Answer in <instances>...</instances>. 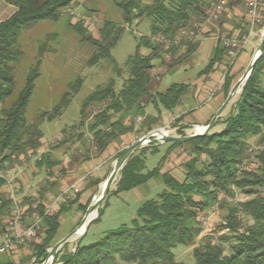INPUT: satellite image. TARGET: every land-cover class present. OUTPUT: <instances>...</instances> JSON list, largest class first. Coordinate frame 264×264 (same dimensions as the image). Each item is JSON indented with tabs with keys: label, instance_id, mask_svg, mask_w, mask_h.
<instances>
[{
	"label": "trees",
	"instance_id": "16d2710c",
	"mask_svg": "<svg viewBox=\"0 0 264 264\" xmlns=\"http://www.w3.org/2000/svg\"><path fill=\"white\" fill-rule=\"evenodd\" d=\"M210 1L123 0L117 3L125 25L143 18L151 20L149 35L138 39L134 53L124 62L128 77L118 91L115 89V79L121 77L122 70L111 56V51L123 35L122 24L104 21L98 31V39L87 35L80 23L73 25L81 41L95 48L90 64L100 60L109 61L115 78H110L89 93L81 103L78 122L62 129L60 138L36 157L43 134L37 125L27 122L26 110L34 83L39 77L45 43L40 45L38 58L28 70L23 87L14 94V65L22 58L19 38L40 22H58L75 0H3L15 11L0 22V174L3 175L5 164L13 165L21 158L35 157L33 165L36 174L43 173L45 180L37 197L18 198L14 190L17 204L23 211V225L30 224L35 215L42 217V222L37 238L31 243L14 244L11 249L1 252L0 264H42L48 249L54 244L59 217L75 202L62 196L53 213L44 215L47 207L45 193L53 192L55 199L62 193L58 191L57 183L52 182V170L61 166L63 161L53 158L52 153L60 151L64 156H70L74 166L88 161L101 155L121 136L134 132L147 135L161 128V110H174L189 93L191 80L172 82L167 87L162 84L156 87L154 83L155 80L160 82L163 74L187 66L188 62L194 60L193 55L200 46L199 38L203 36L202 25L206 23L205 9ZM239 1L245 4V0ZM231 3L232 0L220 18ZM195 24L197 29L193 28ZM263 25L264 9L258 29L262 30ZM182 29L193 30L192 38L180 37ZM215 31L213 29L209 33ZM208 34L205 33L206 37ZM162 36L167 41L178 38V46L170 45L165 49L163 44L154 42ZM142 47L149 51L148 55L140 53ZM223 58L227 59L226 51L216 40L206 66L197 73L196 78L208 75ZM154 61H158V64L153 65ZM227 62L231 68L233 64ZM233 82L234 77L227 72L222 85L224 99ZM80 86L81 82L77 79L70 85V91L64 93L49 112L39 116L40 120H57L68 108ZM148 105L155 110V116L146 114ZM138 120L141 123H137ZM181 120L182 117L174 119L171 126L175 127ZM218 125L223 126L220 132H208L183 144L168 143L167 153L177 147L188 151L182 181L168 173H161L164 156L156 167L146 170V155L156 153V143H150L132 154L122 168L112 194L128 192L153 179L159 180L164 187L162 191L154 199L143 201L129 224L105 232L89 245H83L82 238L73 251H68V245L62 247L54 264H183L176 262L172 253L178 245L193 247L195 264H264V197L259 192L264 188V51L240 94L230 104L228 113L220 117L213 128ZM177 136L185 135L178 130ZM252 139L257 140L258 150L251 149ZM87 142L89 149L85 148ZM250 156L256 159V169H241ZM64 172V169L61 170V173ZM3 180L0 178V189L6 186ZM97 184L98 181H92L87 188ZM234 190L249 199L236 205H222L218 196L222 194L233 198ZM78 195L72 194L75 197ZM12 205L7 192L6 196H0L1 234L11 217ZM213 205L226 207L224 224L219 225L218 230L227 232L217 237L204 236L195 247L202 232L197 221L198 214ZM78 208L85 212L87 205H79ZM102 210L103 207L98 209L97 218L89 226L100 219ZM22 249H26L27 253L19 254L13 260L14 251Z\"/></svg>",
	"mask_w": 264,
	"mask_h": 264
},
{
	"label": "rangeland",
	"instance_id": "374dc122",
	"mask_svg": "<svg viewBox=\"0 0 264 264\" xmlns=\"http://www.w3.org/2000/svg\"><path fill=\"white\" fill-rule=\"evenodd\" d=\"M121 1L123 0H75L71 8L62 14L58 22H40L32 29L21 34L19 38V45L22 51V58L17 64L14 65V94L20 91V89L23 87L28 70L33 67L35 61L38 58L40 49L39 47L41 44L45 43L42 54V62L39 68V77L34 83V90L26 110L27 122L29 124L37 125L43 134L41 147L38 150L40 152H38L36 157L39 156V153L50 147L56 139L60 138V131L62 129L78 122V114L84 98L97 87L104 85L110 78H115V74L112 71V65L109 63V61L100 60L99 62L90 64L92 57L95 54V48L91 47L88 43L81 41V37L79 36L78 32L72 28L73 25L80 23L87 35H91L92 38L98 39V31L102 27L104 21H113L122 24L124 29L123 35L116 44L115 48H113L111 51V56L122 70L121 77L115 79V89L118 91L122 85V82L127 79L128 73L124 68V62L128 56L134 53L138 39L141 36L149 35L151 20L143 18L135 20L129 25H125L123 21V14L116 5ZM2 17L4 16L2 15L0 18ZM213 25L217 26L218 23H214ZM252 42H254V40L251 38L249 43L244 47V52L249 55L250 59L256 48L255 47L252 49ZM203 43V52L206 53L209 49L208 46L210 42L209 40H203ZM140 53L142 55H148L149 51L142 47L140 49ZM157 64L158 61L153 62V65ZM205 66L206 62L203 60H200L199 64L188 62L187 66L178 67L170 72H167L166 74H163L160 82L155 80L154 86L157 87L161 86L162 84L163 87H167L172 82H186L185 80H191L192 78H195L197 73ZM244 70L245 69L239 71L238 75H242ZM77 79H79L81 82L80 90L72 96L68 108L65 109L61 116L53 122L41 121L39 116L42 113L49 112L60 100V97L64 93L70 91V85H73ZM235 81L236 80H234L233 84ZM216 91L217 89L213 88L211 94L209 95V99L210 96L216 93ZM236 97L231 103L236 100ZM186 98H188V96H186ZM204 106H206V103L198 104V102H191L187 105H183L182 103L172 111H163V125H161V128L169 126L170 128L177 129L174 136H177L178 130L182 131L185 135L193 134L196 131L197 126H188L184 128L185 126L183 124L176 123L175 127H172L171 125L174 123L172 119L174 116L182 114L183 112L192 111L189 113L187 120H194L198 114H201L202 112L204 113L206 110V107ZM229 106L221 117H224L228 113ZM147 107L148 110L152 109L150 108L152 107L151 105H148ZM137 123L141 122L138 120ZM222 128V125H218L212 128L210 132H220ZM149 144L144 145L143 147H146ZM250 144L252 146L251 149L258 150L256 147V139H252ZM88 145L89 143L87 142L85 144L86 149H89ZM168 145V143L159 145V151L154 156H150L149 154L146 155L147 170L153 169L163 154H165L164 162L167 160L166 157L168 153L167 151L164 152V149ZM171 152L177 153L175 158V161L178 162L177 165H179L182 154H185L186 156L188 155V151L185 148L182 150H176L174 148L172 151H170V153ZM52 157L55 159L59 158L63 161V166L66 168L65 171H68L70 168H74V165H72L70 160V156H64L62 152L59 151L52 153ZM34 159L35 157L21 158L19 162L13 163V165L11 163L4 165L3 175L0 177L1 179H3L6 172L12 171L15 166H17L19 170V175L17 174L18 170H16V173L14 172V174H12V177L15 175L16 178L13 177L10 179L11 176L8 177L7 175L8 179L3 180L6 181L7 189V182L9 181L12 183L13 180L14 182H20L25 192L31 191V189L34 187L33 182L35 181L33 178L36 177V174L32 173V170L34 169ZM185 160L186 157H184L182 161L185 162ZM114 161V157L110 159V164L107 167V171L104 173V167H98L97 171L99 174L103 173L102 176L97 178L91 177L89 174V177H87V179H85L78 187H76L78 193L80 194L77 197H71V201L75 202L72 204L71 208H69L59 217V228L53 240L54 244L72 232L79 224L85 213L78 208L80 205L79 201L82 203V205H87L88 207L95 198H98L101 193L102 184L108 177ZM171 165L173 168V165L175 166L176 164L172 163ZM256 167V159L253 156H250L246 161H244L241 169L246 171H254ZM171 170H175V175L177 178H182V175L179 173L180 169H178V166H175ZM92 174L93 172L91 175ZM95 178L98 181V184L95 186L92 192H86L84 188L88 183L91 182V180H95ZM118 179L119 175H117L115 182L109 189L108 196L100 204L98 209L103 207L101 217L98 221L93 222L88 227L87 232L82 240L83 245L92 244L101 238L105 232L114 230L121 225L129 224V222L135 217L136 210L139 205L143 201L154 199L156 195L164 188L159 180L153 179L147 184L136 189L130 190L128 192H121L115 195L112 194V192L116 190V183ZM69 182L70 184L78 183L76 178H72ZM6 188L4 191H0V196H6ZM36 188L37 187H34L32 189V193L36 190ZM259 192L260 195L264 197V188L259 190ZM234 193L235 197L233 198L220 194L218 198L222 201V205H236L249 199L248 196L241 194L237 190H234ZM104 202H106L105 206ZM98 209L95 216L96 218L98 215ZM225 215L226 207H220L217 205H213L210 208L199 212L197 221L202 229V232L196 240L194 245L195 247L200 244L201 238L204 236L217 237L227 232V230H218L219 225L224 224L223 218ZM246 221L248 224H250V220L247 219ZM76 239L77 237L73 239L71 238L70 242L67 244L68 251H73L76 245ZM192 250V246H176L172 250L175 261L183 264H195ZM116 264L124 263L117 262Z\"/></svg>",
	"mask_w": 264,
	"mask_h": 264
},
{
	"label": "crops",
	"instance_id": "0c3cea01",
	"mask_svg": "<svg viewBox=\"0 0 264 264\" xmlns=\"http://www.w3.org/2000/svg\"><path fill=\"white\" fill-rule=\"evenodd\" d=\"M14 11H15L14 7L7 5L3 2V0H0V17L2 15L4 16V17L0 18V22L7 19ZM213 29H216V31H215L216 34L215 33H209ZM247 30H248V19L246 16L245 4L243 2H240L239 0H232V3L228 6V8L225 10V13L223 14V16L218 21L217 26L212 25V24H206V23L202 25L201 35H203V36H201L199 38L200 46L197 49V51L195 52V54L193 55L194 60L192 61V63L199 64L200 60H203L206 63L208 62V60L211 56V53L213 51V48L215 46L216 36H218L219 33L224 32V33H227V35H229V36H234V35L245 34L247 32ZM256 30H257L256 33L251 37L254 40V42L251 43L252 49H254L256 47V45L260 39V29L257 28ZM241 31H244V32L241 33ZM205 33L206 34L209 33L207 35L208 37H206ZM203 40L204 41L209 40V42H210V44L208 46L209 49L207 50L206 53L203 52V44H204ZM249 61H250L249 55L246 52H244V48H243V50L239 52L238 57L235 60V62L233 63V65L231 66V68H229L227 65L228 64L227 59L223 58V60L219 64H217L208 75L200 76L198 78H196V77L192 78L191 82H190L189 93L186 95V96H188L189 99L186 98V96H185L178 106H180L182 103H183V105H187L188 103H191V102H198V104H200V103L205 104L206 103V106H204V107H206V110L204 111V113L202 112L201 114H198L194 120H187L189 113H191L192 111L183 112L182 114L174 116L172 120H174L178 117H182V120L180 123L185 126L184 128H186L188 126L200 127V126L207 125L208 122L210 121V119L212 118V116L214 115V113L217 111V109L219 108V106L222 104V102L224 100V93L222 90L223 77L228 72V75L233 76L234 80L237 81L238 80L237 78L241 76L240 74L238 75V72L241 71L242 69H245L247 67ZM236 74H237V76H236ZM213 88H216L217 91L215 94L210 96V99H209V95L211 94ZM147 108L145 110L146 114L150 115V116H155V114H156L155 110L152 107H150V108H152L151 110H148ZM163 111H165V110H161V113H160V125H163V123H162L163 122V119H162ZM144 135L145 134H143V133L134 132V133H130V134H126L124 136H121L119 141L112 142L101 155H99L97 157H92L88 161L81 162V163L75 165L74 168H70L68 171H65L64 173H61V170H63V169L66 170L65 166H63V163H62L61 166H58L52 170V174H53L52 182L57 183L59 192H63L65 190L70 189L68 191V194L66 195V198L71 199L72 194H73L72 187H78L85 179H87V177H89V174L91 177H97V178H99V176H102V174L105 171H107V167L110 164V159H112L114 157V160H116V156L120 151L125 150L129 145L135 143L137 140L142 138ZM156 145H157L156 146V153H157L159 151L158 150L159 145H163V144L158 143ZM168 147H169V145L164 149V152L167 151ZM175 149L176 150L177 149L182 150L183 147H177ZM38 152H40V151H38ZM154 155H150V156H154ZM164 155L165 154H163L160 157V159ZM176 155H177L176 152L175 153L169 152L167 154L166 158L168 161L166 160L162 164L161 173H168L169 175H171L172 177H174L178 181H182L183 176H184V170H183L184 162L182 160L184 159V157H186V160H187V156L185 154H182L180 157L179 165H177L178 162L175 161ZM160 159H159V161H160ZM159 161L157 162V164L159 163ZM172 163H175L176 164L175 166H178V169H180L179 173L182 175L181 179L176 177L175 170H171L175 167L173 165V168H172V165H171ZM157 164H156V166H157ZM145 165H146V162H145ZM99 166L104 167V171L102 174H99L97 171ZM15 168L13 169L15 171L12 170V171L6 172V174H5L6 176L4 175L3 179L7 180L8 179L7 175H8V177L11 176L10 179L13 177L16 178L15 175H13V177H12V174H14V172L16 173V170H18L17 166H15ZM146 170H147V167H146ZM32 171H33L32 172L33 174H36L35 169H33ZM92 172H93V174L91 175ZM17 174L19 175V170L17 171ZM19 177H21V176H19ZM72 178H76L78 183L77 184H72V183L70 184L69 181ZM33 179L35 180L33 182V185H34V187H37L33 193H32V189L34 187L31 189V191L25 192L24 188H23V186H21L20 182H18V181L14 182L12 180L11 184H12L15 192L18 193V198H21L24 196H29V197H37L38 196V190H39L40 186L44 184L45 176L43 173L36 174V177ZM92 181H97V180L95 178V180H91V182ZM5 188H6V186L5 187L3 186L0 189V191H4ZM94 188H95L94 186L87 188V185H86V187L84 189L86 190V192H88V191L92 192L94 190ZM6 190L8 192L7 188H6ZM54 199H55V194L53 192L47 191L45 193L44 200L47 204V207L53 203ZM79 204L82 205V203L80 201H79ZM0 238H1V230H0ZM0 241H1V239H0ZM13 246H14V244H13ZM14 252H15V254L12 257L13 260H16L17 257L19 256V254H26L27 253L26 249H22V250H18V251L15 250ZM0 260H2L1 255H0Z\"/></svg>",
	"mask_w": 264,
	"mask_h": 264
},
{
	"label": "built area",
	"instance_id": "2783aa9c",
	"mask_svg": "<svg viewBox=\"0 0 264 264\" xmlns=\"http://www.w3.org/2000/svg\"><path fill=\"white\" fill-rule=\"evenodd\" d=\"M230 0H211L207 8L205 9V22L206 24L216 23L221 14L223 13L225 7L228 5ZM246 16L248 19V30L245 34L229 36L227 33H219L216 40H219L226 51V57L229 61V65H232L239 52L249 43L251 37L256 33V29L262 22V11L264 9V0H245ZM264 26V25H263ZM194 29L198 26L193 25ZM263 29V28H262ZM262 30H260V37ZM194 35V31H187L182 29L179 32L180 37H186L191 39ZM178 38L174 41H167L163 36L155 39L154 42L157 44H163L165 49H168L170 45L178 46ZM163 134L173 135L176 133L177 129L170 128L169 126L159 128ZM154 131V130H153ZM148 144V143H147ZM144 144V145H147ZM2 174H0V177ZM8 197L12 200L13 205L11 208V217L6 222L5 231L1 234L0 241V253L8 249H11L13 244H26L33 242L40 231V225L42 222V217L35 215L34 219L28 225H23L22 209L17 204V198L14 194V188L12 184L8 181ZM70 190V189H69ZM69 190H65L61 195L54 199L53 203L46 207L44 215H50L53 213L56 205L60 202L62 196H66ZM72 192L77 193L76 187H72ZM35 208L36 205H33Z\"/></svg>",
	"mask_w": 264,
	"mask_h": 264
},
{
	"label": "water",
	"instance_id": "95a60500",
	"mask_svg": "<svg viewBox=\"0 0 264 264\" xmlns=\"http://www.w3.org/2000/svg\"><path fill=\"white\" fill-rule=\"evenodd\" d=\"M263 51H264V26H263V29H262L261 37H260V39L258 41V44H257V46H256V48L254 50V53H253L248 65H247V67L245 68V70L242 73V75L238 78V80L232 85V87L230 88L229 92L227 93L225 99L223 100L222 104L219 106L217 111L214 113V115L212 116V118L210 119L208 124L205 125L204 127H202V131L201 132L195 131L191 135L173 136V135L163 134L160 130L156 129V130L148 133L147 135L143 136L142 138L137 140L135 143L129 145L121 153V155L118 158H116V160L114 161L113 166L111 168V171H110L108 177L106 178V180L102 184V189H101L100 195L98 196V198H95L93 200V202L87 207V209H86L83 217L81 218L79 224L77 225V227L72 232L67 234L64 238L60 239L55 244H53V246L50 249H48L47 257H46V259L44 260V262L42 264H54V260H55V257L57 255L58 251L62 247L67 245L70 242L71 238H73V236H75L77 234L78 230L80 228L84 227V225L86 224L85 228H84V231L76 239V245L81 241V239L85 235L86 229L89 226V224L93 220L96 219V217H95V218L90 219L88 221L89 217L93 213L97 212V209L99 208L100 204L108 196L109 189L111 188V186L115 182L117 175L120 176V172H121L122 168L124 167V165L126 164L128 159L131 157V155L134 154L136 151H138L141 147H143L144 144H147V143L148 144L149 143H156V144H158V143H160V144H165V143L183 144V143H186V142H188L190 140H193V139H195L197 137L205 136L208 132H210V130L215 125L216 121L222 116V114L227 109L229 104L233 101V99L237 95L240 94L245 82L247 81V79L249 78L251 72L253 71L258 59L263 54Z\"/></svg>",
	"mask_w": 264,
	"mask_h": 264
},
{
	"label": "bare ground",
	"instance_id": "6f19581e",
	"mask_svg": "<svg viewBox=\"0 0 264 264\" xmlns=\"http://www.w3.org/2000/svg\"><path fill=\"white\" fill-rule=\"evenodd\" d=\"M196 131H197V132H201V131H202V127H197V128H196ZM95 216H96V213H93V214L89 217L88 221H89L90 219L95 218ZM88 221H87V222H88ZM85 225H86V224H85ZM85 225H84V227H82V228H80V229L78 230L77 234H76L75 236H73V238L78 237V236L84 231ZM73 238H72V239H73Z\"/></svg>",
	"mask_w": 264,
	"mask_h": 264
}]
</instances>
